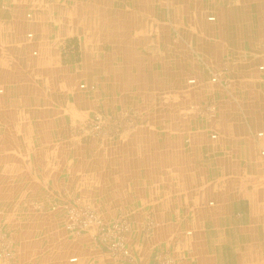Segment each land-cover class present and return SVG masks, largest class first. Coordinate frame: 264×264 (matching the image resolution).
I'll return each mask as SVG.
<instances>
[{
  "label": "crops",
  "instance_id": "crops-1",
  "mask_svg": "<svg viewBox=\"0 0 264 264\" xmlns=\"http://www.w3.org/2000/svg\"><path fill=\"white\" fill-rule=\"evenodd\" d=\"M111 1L104 0L103 10L96 12L95 9L77 10V0H0V78L6 79L1 83L7 89L8 104L13 103L5 109L6 113L12 114L16 121L12 125H17L13 130L16 140L13 145L8 144L9 148L16 155L20 151L17 157L28 159L31 167L35 166L30 161L31 154H36L35 159L46 167V171L42 170L45 171L43 182H59L64 166L68 167L66 172L80 191L85 188L82 183H87L89 196L103 197L112 212L130 213L139 263L152 262L155 252L165 248L181 264H264V160L259 158L264 137L260 141L255 136L259 131L264 132V74L254 72L256 65L222 66L231 78L227 91L208 90L211 86L206 72L219 65L144 67L151 71L152 84L155 81L160 84V72L166 68L167 85L174 91L184 85L187 77H197L201 88L196 91L197 95L196 92L185 95V102H191L194 95L229 106H221L214 119L187 112L181 114L179 110H168L165 115L155 109L151 126L126 133L122 141L103 147L92 143L67 145L68 152L59 158L55 151L61 146L55 138L43 139L46 134L59 132V126L53 122L59 113L57 105H46L47 110L40 105L41 101L45 102L39 91L45 73L51 74L47 78L57 84L56 80L63 82L69 74H76L72 67L82 65L83 74L91 83L100 82L103 76V88L100 86L102 90L109 87L107 96L112 97L115 83L105 85L107 79H112L106 72L107 65H112L111 55L123 52L126 57L121 61L125 68L139 69V65H134L138 64V56L133 57V49L143 48L149 40L143 30L144 15L138 8L127 13L129 0H121L123 12L113 19ZM167 1L170 27L173 24L189 36L194 30L199 33L209 30L204 19L207 3L200 9L204 0ZM143 2L139 0L136 5ZM156 3L152 1V5ZM220 3L239 8L218 14L215 32L206 38L217 46L214 39L225 37L227 50L237 52L241 51L237 45L239 38H249L250 46L256 47L255 40L264 39V25L259 24L264 21V0H221ZM157 13L159 10L151 9L153 24L159 25ZM132 19L141 22L135 37L130 31ZM161 29H157L158 33L155 30L152 36V44L156 43L153 50L173 53L175 46L170 44V36L166 38L168 46L163 43ZM29 33L34 36L32 41L27 39ZM33 48L37 49L36 60L30 56ZM131 56L134 60L128 59ZM21 65L23 69H30L29 74L24 82L11 81L13 71ZM75 83L72 80L71 84ZM75 95L62 93L60 101L72 100L73 104L85 107V102ZM159 95L156 89L152 91L155 102L160 101ZM55 96L48 93L45 97L53 104L57 101ZM130 96L129 100H143L140 94ZM89 102V106L94 104L92 100ZM2 114L0 111V118L8 117ZM161 116L167 117V125L159 124ZM6 123L9 125L10 121ZM32 133L37 135L38 142L33 139L34 145H29ZM47 154L51 156L47 161L37 158ZM17 157L9 152L6 158L8 167H18L13 180L24 175L22 167L26 164ZM3 166L0 164V169ZM4 176L12 177L9 171ZM209 200H213V207H207ZM149 216L155 227L145 239L143 224ZM188 230L192 232L190 237L184 235Z\"/></svg>",
  "mask_w": 264,
  "mask_h": 264
},
{
  "label": "rangeland",
  "instance_id": "rangeland-1",
  "mask_svg": "<svg viewBox=\"0 0 264 264\" xmlns=\"http://www.w3.org/2000/svg\"><path fill=\"white\" fill-rule=\"evenodd\" d=\"M138 1L129 0L130 5L126 12L138 8V12L144 15L143 23L145 27L143 26V30L145 29L146 39L149 40L142 45L143 48L133 49L135 54L133 57L138 56V64H134V62L132 64L139 65V69L131 71L128 67L125 68V64L121 61L125 53L111 55L112 65H107L106 72H108V77L109 73L112 75V79H107L105 85L115 83L112 97L107 96L109 87H104L102 90L103 76L100 82L91 83L84 76L82 65L72 67L76 70L73 71L76 74H69L70 77L64 79L63 82L56 80L57 84L55 81H52V83L49 81L51 74L48 76L46 73L44 74L43 84L39 89L45 101L40 102L41 109H44L45 106V110H47L46 105L49 107H56L55 105H57L59 113L56 115V121L53 119V122H56V125L59 126V132L55 135L46 134L43 139L46 141L52 140L51 136H53L54 141L60 144L61 147L55 151L57 158L62 153L68 152L66 150L68 146L76 144L89 145V143H92L98 147H103L120 142L126 133H134L141 126H151L152 111L155 109H159L165 115L168 110H179L181 114L187 112V114H197L211 120L214 119L215 113L222 109L221 106L229 107L225 104L220 106L216 100L199 99L198 96L194 95L191 102H185V95L195 93L201 88V83L197 77H187L184 80V85L176 87L174 91L173 87L167 85L169 77H167L166 68L160 72L161 76L158 79L160 84H157L158 81L152 84L153 77L151 71L144 68L146 65H219V68H211L209 72H206V77L208 76L206 80L211 86L208 90L220 88L222 91H227L230 89L231 78L226 75L227 71L221 68L222 66L256 65L254 72L264 74V39L257 38L254 43L258 45L252 47L249 44V38H239V41L236 42L241 47V51L237 52L232 49L227 50L224 46V43H226L225 37L214 39L217 46H214L215 43L209 37L206 38L209 36L207 34L215 32L217 27L215 25L218 24L219 20L218 14L237 9L239 6L222 5L221 0H204L201 3L202 5L200 4V9L207 3L208 9L204 8V19L207 25L209 24V30L207 29L202 33L194 30L189 36L188 33L184 34L181 30L176 29L173 24V28L169 26L171 18L168 12L167 0H154L157 3L153 5V0H143L142 5H136ZM111 2L113 3L111 14L112 18L115 19L123 12L120 7L121 0H112ZM77 4L79 5L77 10L85 8L92 9V11L95 9L98 12V10H103L104 0H77ZM122 7H124L123 4ZM153 8L159 10L158 16L156 15L160 21L159 25L153 24L151 14ZM27 17L30 18L31 15H27ZM140 23L138 19L130 21L132 37L138 35L136 32ZM259 24L264 25V21ZM157 29L163 31L161 37L164 38L163 43L166 46H168L166 38L170 36V44L175 46L173 53L167 51L159 53L158 50H153V48H156V43L152 44V36L155 30L158 33ZM169 34H172V36ZM222 34L225 35V33ZM27 39L32 41L34 39L33 34L29 33ZM36 50V48H33L30 54L33 60L38 58ZM133 57L131 56L128 59L134 60ZM117 58L120 60L118 61ZM121 65H124V68L120 67ZM23 66L21 65L20 69L13 71L11 81L19 82L20 80L24 82L30 69H23ZM0 79V111H2V115L8 116L0 118V164L5 165L0 169V264H165V261L168 262L167 264H181L165 248H160L155 252L152 262L139 263L135 253L136 240L135 235L133 236L130 213L124 211L112 212L109 206L104 203L103 197L89 196L90 193L86 190L87 183H82L85 188L80 191L79 186L77 187L76 183L72 182L74 181L72 180L73 177H70L66 172L69 170L68 167L64 166L63 176L59 179V182L46 183L42 179L46 167L41 166L39 159H35L36 154H31L30 161L35 164L32 167L29 165L28 159L23 160L17 157L21 155L20 151H17L18 155H16V151L8 146L10 143V145H13V141L16 140L13 130L17 125H12L15 118L12 117V114L8 115L5 110L9 109L10 105L13 106V103L8 104L6 86L1 83L6 79ZM72 80L77 83L75 85L71 84ZM81 86L83 87L81 88ZM155 89L160 94L159 102H155L152 97V91ZM48 93L57 95V97L55 96L57 98L55 103L52 104L50 99H46L45 96ZM62 93L79 95L81 100L85 102V107H79L76 103L73 104L72 100L61 102ZM120 93H122L123 98H121ZM132 94L134 97L137 94L142 95L143 100H129ZM170 94L171 96H169ZM197 94L198 92L195 93V95ZM36 95L39 96V94ZM88 100H92L94 104L89 106L90 102ZM240 109H242V106ZM16 120L18 121V118ZM6 121H10V124L8 125ZM167 121L166 116H161L159 124L165 126ZM32 126L36 127L33 123ZM30 136L29 145H34L32 142L35 137L37 138V135L35 136L32 133ZM255 136L262 141L264 132L259 131ZM214 137L215 135L212 136V138ZM35 142L38 141L35 139ZM262 151H264V146L259 149V158L261 157L264 160V155L261 154ZM9 152L12 157L15 156L20 162L25 161L26 163L22 167L24 175H20L21 177L15 180H13V174L17 172L18 167L7 166L6 162L9 160L6 158H8ZM48 157L51 156H48V154L45 157L37 156V158L43 159V162L47 161ZM58 168L56 166V169ZM43 169L45 171H42ZM6 170L11 173V179L5 178ZM72 186L75 187L74 191H72ZM213 206V200H209L207 207ZM86 211H90L95 217L99 218L103 225L120 222L121 227H125V232L120 231V236L129 250L130 259L115 258L108 243L100 241L99 227L83 224V216ZM154 227L155 223L152 218L147 217L144 220L142 231L145 239L151 236ZM184 235L190 237L192 235L191 230L185 231ZM206 264H210V262Z\"/></svg>",
  "mask_w": 264,
  "mask_h": 264
},
{
  "label": "built area",
  "instance_id": "built-area-1",
  "mask_svg": "<svg viewBox=\"0 0 264 264\" xmlns=\"http://www.w3.org/2000/svg\"><path fill=\"white\" fill-rule=\"evenodd\" d=\"M1 92V90H0ZM264 155V151L261 152ZM83 224L85 226L95 225L99 231V239L100 241H104L108 243L114 257H120L122 259H130L129 250L125 246V242L123 238L120 236V231L125 232V227H121V223H111L103 225L101 220L95 217L90 211H86L83 216ZM168 261V259H166ZM168 262L165 261V264Z\"/></svg>",
  "mask_w": 264,
  "mask_h": 264
},
{
  "label": "bare ground",
  "instance_id": "bare-ground-1",
  "mask_svg": "<svg viewBox=\"0 0 264 264\" xmlns=\"http://www.w3.org/2000/svg\"><path fill=\"white\" fill-rule=\"evenodd\" d=\"M83 86H81V88H82Z\"/></svg>",
  "mask_w": 264,
  "mask_h": 264
}]
</instances>
